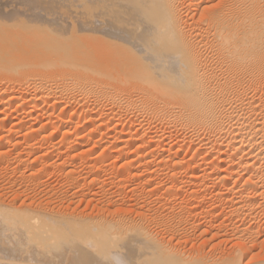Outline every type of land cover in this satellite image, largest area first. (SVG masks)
Returning <instances> with one entry per match:
<instances>
[{
	"label": "bare ground",
	"instance_id": "6f19581e",
	"mask_svg": "<svg viewBox=\"0 0 264 264\" xmlns=\"http://www.w3.org/2000/svg\"><path fill=\"white\" fill-rule=\"evenodd\" d=\"M143 4L144 7H137L134 0H0V85L6 90L17 87L18 95L30 87L33 93L40 95L36 98L38 102L53 101V111L58 102L59 105L64 102L68 108L81 106V109L77 107L82 113L95 108L88 114L91 120L109 117V114L117 115L119 121L123 120L120 115L123 113L135 119L143 116L145 120L147 116L151 124H165L180 133L194 134L189 143L195 149L193 159L200 161L195 162L193 169L207 160V154H213L215 160L221 163L229 160L240 169L246 175L245 182L249 183L246 187L253 190H245L247 193L240 195L242 206L235 205L239 208L231 209L233 212L241 210L240 215L236 212L238 219L230 232L246 240V243L242 240L244 251L232 257L224 254L220 260H214L217 257L214 254L216 257L212 260H219L215 263L211 260L209 263V258L203 260L205 255L185 259L180 252L166 248L163 241L159 243L149 228L148 231L149 224L145 227L144 216H141L145 211L136 213L138 219H134L137 220L122 218L121 214L112 219H108L107 214L105 218L102 215V218L67 216L62 210V214H55L46 199L53 194L44 198L43 192L36 189L37 185L26 184L23 188H10L12 201L0 198V262L96 264L108 260L110 264H117L123 260L131 264H248L246 259L251 257L248 243L253 245L261 234L257 236L259 230L253 229L254 214L264 205V95H261L264 91L261 89L264 83V4L261 0H143ZM3 88L2 94L5 93ZM16 96L13 99L27 100L25 95ZM4 99L0 94V106L5 103ZM15 111L22 112L19 108ZM59 111L61 117L55 121L54 128L62 131V140L57 139L52 146L57 148L64 144L74 150L81 143L68 140V126H65V117L62 118L67 109ZM73 114H69L71 119ZM142 121L134 125L136 131L143 127ZM45 129L42 125L32 132L40 134ZM134 129L131 126L128 131L130 138L117 143L132 146L137 141L132 134ZM98 144L99 141H95L92 146ZM74 195H67L68 211L71 206L77 207ZM15 200H19L18 206ZM56 200L54 202L60 201ZM63 200L65 202V198ZM108 209L105 213H109ZM252 259L255 260L252 264H264L263 258Z\"/></svg>",
	"mask_w": 264,
	"mask_h": 264
},
{
	"label": "rangeland",
	"instance_id": "374dc122",
	"mask_svg": "<svg viewBox=\"0 0 264 264\" xmlns=\"http://www.w3.org/2000/svg\"><path fill=\"white\" fill-rule=\"evenodd\" d=\"M263 84L261 86V89H264L262 88L264 87ZM3 86H4L3 84L0 85V90L3 88ZM16 88L17 87H15V89H10L15 92L10 91L9 89L6 90L4 88L3 90H5V93L2 94V92H0L1 95H4V98H5L4 102L5 103L7 102L6 104L4 103V104H1L0 106V110L2 112L0 114V124H1L0 125V141L1 142L3 141L2 143L0 142V176H1L0 177L1 178L0 179V195L2 196L0 198H2V200H6L8 202L10 198L11 199L13 198L11 196L12 194H11L10 188H14L15 190V188L18 189L19 186H22V188L24 186L26 187V184L27 186L32 185L33 187L37 185L38 187H36V189L40 192H43L42 193L43 197L48 194L50 195V193L54 195V196L50 195V198L49 197L47 198L46 196L45 197L46 199H48L47 201H49L50 204L52 203L51 205L49 204V206L54 209L53 211L55 212V214H59L60 211L62 210L61 212H64L63 214H66V215L76 214L75 216H78L80 214L82 217L87 216L89 218L90 217L93 218L94 216H95L94 218H97L98 216L100 217L101 215L105 218L108 215L107 217L108 219H112L115 216L119 217V215L121 214L120 216L121 217L123 216L122 218L127 219V217L128 218L130 217V220H137L138 218H137L136 213L138 212L144 213L143 211H145L146 213H144V215H141V216L145 217V218L144 217L142 218V221L145 227H147L149 224L147 229L149 228L150 231L149 229L148 231L152 233V235L156 236V237L155 236L153 237H155L156 239L158 238L157 241L160 240V242L158 241L159 243L162 244L164 242L163 244L166 248L172 249L176 252H180L183 258L185 259L186 258L188 259L190 257L192 258L194 256H196L197 258V256L201 257L205 255L204 256L205 259L203 258V260H206L207 258H209V260L207 261L209 262L211 260V263H212L214 262L215 259L220 260V258H224L226 255L230 257L231 255L233 256L237 253H240L243 250V246L245 245L244 242L246 240L236 237L235 234L230 232L232 228V224H234L238 219L237 217L238 214L239 215L241 214V212L239 213V211L241 210L236 211L238 212V214H236L235 211L233 212V210L236 209L239 205L242 206V203L240 202L242 200L241 199L242 193L243 194L247 193L252 189L246 187L248 186L246 184H249V183L245 182L246 175L243 172H241L240 169H237L236 166L234 167L233 166L234 164L229 160L227 161L224 160V162L222 161V163H221V160L219 161L218 159L215 160L213 154L212 155L207 154L208 156L207 160L204 163L201 162L200 167L198 166L196 169H193L192 167L196 165L195 162L197 163V161L198 162L200 161V160L193 159L194 156L196 155L195 149L191 145L192 143L191 139H193L192 137H194L193 136L194 134L192 133L190 134V132L186 134L180 133V131L170 128L168 126H165V124H159V125L156 123L151 124L147 116L146 117L144 116V118H146L145 120L143 119V116L142 117L139 116L138 119H135L123 113L120 115L125 121H123L122 119L121 121H119L117 115L113 116L110 114H109V117H104L101 119H98L97 117L96 119L91 120L89 118L90 115L88 114L94 112L96 110L95 108H88L86 113L84 112L82 113L81 110H79L81 109V106L77 105L79 109L77 106H74V107L70 106V108H68L67 107L68 105L64 104V102H60V105L58 102L57 109L53 111L52 110L53 101L52 102L50 101L49 103H46V104L43 103L42 101L38 102L37 96L39 94L35 92L33 93V90L30 87H28L29 88L28 91H27L28 88L26 89L27 92L25 93L27 95L25 93L21 94L22 96L25 95L24 97L27 98V100L25 99L27 102L25 100L22 101L20 99H16V100L13 99L15 98L16 95L20 94L16 90ZM9 91L12 94H10ZM16 92L17 94H15ZM263 93H261V95H264ZM5 94H9V95H5ZM10 95L11 96L15 95V96L11 97V99L7 98L8 96L10 97ZM21 95H18V96L22 97ZM18 96H16V98ZM8 102H11L9 103L10 105L8 104ZM22 104L23 106H21ZM14 105L17 108H19L20 111L22 112H19V113L16 112L15 110L17 108ZM84 106L87 107V104L85 103ZM63 108L67 109V113H64L62 118L65 117L63 118L65 119L64 123H66L65 126H68L66 127V129L69 131L68 140L72 142L77 141L81 143L80 147H77L74 150L67 149L68 146L64 144L57 148L52 146L54 142H57V139H59L58 141L62 140V137H61L62 131L56 130L54 128L55 126L54 124L56 123L55 121H57V118L61 117L60 116L61 111H59V109L62 110ZM75 109H77V112H75ZM70 112L71 113L74 112L72 119L71 117H69L71 115ZM127 118L128 119L130 118V119L128 120ZM132 118L135 119L136 121H134ZM140 121H142L143 127H141L140 129L137 128V130L139 129L140 131L139 130L136 131L135 126L138 123L141 124ZM69 122L70 123L72 122V123L70 124ZM42 125L46 127V129L43 132H41L40 134L36 132H32V130H34L36 127L42 126ZM131 126L135 128L133 130L135 132L132 131V134H135L134 138L137 141L134 142V144L129 147L128 146L126 147L125 146L126 144H123L122 142L118 144L117 142L120 141V139L125 142L128 136L130 138L128 131ZM163 126H165L166 128ZM138 139L140 141H138ZM115 140L117 141L115 142ZM95 141H99L100 144L96 146L95 145L92 146V143H94ZM153 141H154V144L152 143ZM157 141H159L160 143ZM143 144H147V145L143 146ZM103 156H104V159H103ZM144 156H146L147 158ZM165 158L167 161L165 160ZM210 163L211 165L209 167ZM217 163L219 165H217ZM216 166H218L217 169L219 171L222 168L221 169L222 172L220 171V173L218 172L217 174L218 170L216 169ZM198 168H201V169H198ZM231 169L234 172L231 171ZM224 172L226 174H224ZM237 172L239 175L237 174ZM221 174L223 175V177ZM224 175L227 177H225ZM242 175L245 177H243ZM229 177L230 179H228ZM215 184H216V187H215ZM59 187H62V188H59ZM228 188H231V189H228ZM226 190L228 193L226 192ZM233 190L234 191L236 190V191L233 192ZM52 191L54 192L52 193ZM56 193L57 195H55ZM73 193L76 194L74 195V197L75 199L77 198L76 199L77 207L75 209V206H71L69 208V211L71 212H69L68 208L66 210V207H67L66 202L69 201L66 198H68V196L73 195ZM58 194H60V196L63 194V196H61L63 198L61 199V197ZM64 195L65 196L68 195V196L65 197ZM55 196L57 198H55ZM64 198H65V202L63 200ZM33 199L35 200L34 202H36V198L34 197ZM56 199H59V200L61 199V200L59 202H56L58 201ZM78 199L79 200L81 199V201H79ZM233 199H234V202L232 201ZM54 200L56 201L54 202ZM77 201H79V203H77ZM18 202L19 200H15L14 204L18 206L19 204ZM45 202L46 201H44V205H45ZM55 203H57V205ZM63 205H65L64 206L65 208H63ZM235 205H238V206L235 207ZM54 206H57V207H54ZM107 207L111 210H109ZM73 208L76 213L74 212ZM112 208L115 212H113ZM232 208L233 210L231 211ZM106 209H108L109 213H105L107 211ZM117 209L120 211H118ZM129 209H133V210L135 209V210L134 212H132L133 210H129ZM55 210H59V212L58 211L56 212ZM65 211L67 212L65 213ZM97 213H100V214H97ZM254 215H255L254 216L255 218L253 221L255 222L252 224V226L254 227L253 229L255 232L256 230L257 231L259 230L258 232H256L258 234L257 236H259L260 233L261 234H260V237H258L257 239L258 241L254 243L256 244V246L254 244L251 245L252 243L250 242L248 243L249 244L248 246H251L250 250L252 252L250 250L248 251V254L251 257L247 258L246 261H249V260L255 261L252 259V258L255 259V257L256 259H259V260L262 258L264 259V250L263 251L261 250V249H264V243H263L264 231H262L264 230V205ZM150 217H152L153 219L155 218L156 220L155 219L152 220V218ZM134 218H137V219H134ZM149 220H151L150 221L151 223H149ZM244 222H248V221H244ZM247 224L245 223L244 225H247ZM151 226H153L154 228ZM202 232H205V233H202ZM237 238H239L240 240L239 239L237 240ZM248 241L250 240H247V242ZM195 251L198 253H196ZM214 254L217 257L214 256ZM222 255L224 257H221ZM212 257L213 258L216 257V258L212 260ZM219 260H216L215 262Z\"/></svg>",
	"mask_w": 264,
	"mask_h": 264
},
{
	"label": "snow or ice",
	"instance_id": "6c2138e0",
	"mask_svg": "<svg viewBox=\"0 0 264 264\" xmlns=\"http://www.w3.org/2000/svg\"><path fill=\"white\" fill-rule=\"evenodd\" d=\"M135 4L137 7H144L145 5L143 4V0H134ZM262 4H264V0H261ZM218 5H211V7H217ZM264 250V249H262ZM0 264H4V262H0ZM96 264H110V262L108 260H101V261H97ZM117 264H131V262L129 261H123V260H119L117 261ZM248 264H252V261L249 260Z\"/></svg>",
	"mask_w": 264,
	"mask_h": 264
}]
</instances>
